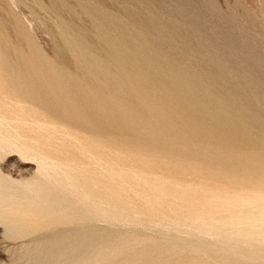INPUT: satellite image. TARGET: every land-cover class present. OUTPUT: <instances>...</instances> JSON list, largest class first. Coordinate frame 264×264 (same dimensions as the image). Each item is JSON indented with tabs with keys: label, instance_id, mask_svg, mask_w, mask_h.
Returning <instances> with one entry per match:
<instances>
[{
	"label": "bare ground",
	"instance_id": "6f19581e",
	"mask_svg": "<svg viewBox=\"0 0 264 264\" xmlns=\"http://www.w3.org/2000/svg\"><path fill=\"white\" fill-rule=\"evenodd\" d=\"M81 5L94 21L97 37L105 44V54L93 52L82 37H72L69 21L60 24L62 36L78 58L80 75L69 76L59 63L47 59L35 45L29 56L18 54L21 68L14 70L4 57L9 42L0 35L2 83H10V86L13 82L20 83L15 86L17 90L27 95L31 93L47 106V111H54L78 127L87 126L97 136L81 141L82 147L81 142L80 147L70 143L76 149L68 156L54 147L45 156L47 149L42 143L58 135L55 127L47 125L48 128H44L40 124L45 130L44 133L40 127L41 133L35 124L33 126L41 135L27 138L24 132L33 129L28 130L31 123L28 125L25 114L23 120L13 124L4 115L6 112L2 114L1 111L0 144L6 146L20 141L21 153H28L27 156L32 153L31 159L36 156L39 167L46 170L45 181L42 179L41 186L37 183V188L35 185L21 190L0 184V207H7V211H0L1 219L9 216L10 222L21 223L35 231L41 226L44 229L48 222L94 220L185 229L189 236L183 243L201 250L200 253L205 251L203 255L216 251L225 258L264 264L262 55L256 56L250 50V54L242 53L235 38L216 56L207 54L208 57H204V52L193 47L195 45L184 36L185 32L172 31L173 26L171 31L166 30L162 23L165 19L160 16V20L151 19L155 18L152 14L149 20L142 22L141 17L134 14L141 22L130 23L132 19L123 22V18L117 16L118 19L111 11L104 10L106 6L104 9L92 7L85 1ZM186 11L181 13L186 14ZM193 20L194 17L191 27L199 32L197 36L202 35L205 23ZM211 43L218 41L214 39ZM226 54L234 55L235 61L224 60ZM5 107L7 109V104ZM9 112L11 116L14 111ZM58 126L57 123L59 130ZM71 129L73 132L74 128ZM57 141L60 143L61 139L56 138ZM106 227L88 225L70 230L52 243L49 241L47 254L50 259L41 264H92L96 259L103 260L101 264L104 260L107 262V256L105 259L103 256L113 254L111 251L116 253L114 249L121 247L117 246L118 242L113 246L120 232L114 233ZM123 234L119 236H125ZM206 234L211 237L206 239ZM167 238L175 241L174 236ZM142 258L137 259L141 261L139 264H143ZM201 260L194 264L204 263L205 260ZM145 263L148 264L147 260Z\"/></svg>",
	"mask_w": 264,
	"mask_h": 264
},
{
	"label": "rangeland",
	"instance_id": "374dc122",
	"mask_svg": "<svg viewBox=\"0 0 264 264\" xmlns=\"http://www.w3.org/2000/svg\"><path fill=\"white\" fill-rule=\"evenodd\" d=\"M82 1L83 2L85 1L89 5L91 4L92 7L97 6L98 8L104 9V7L106 6L105 7L106 9L104 10L109 11V13L112 12L111 13L112 15L116 17L119 16L120 19L123 18L124 19L122 20L123 22H127V21L129 22V20L131 19L132 20L130 21V23L136 20L141 22L140 21L141 19L143 22V21L149 20L155 14V18L153 16L151 19H156V18L157 20H160V18H162V20L165 19L162 21V23L164 24V27L166 30L171 31L172 29H174L172 31H175L176 29V31L182 32V34L184 32L186 33V35L189 34L188 36L184 34V36L190 39L192 46L195 45L193 47L197 48L201 53L202 51L204 52L202 53L204 54V57H208V55L209 57H212L214 55L216 56L219 50L227 47V44H228L227 42L229 40L236 38L235 40L238 42V46L240 45L239 49L242 50L241 51L242 53L246 51L245 52L246 54H250L251 53L250 51H252V53H254L256 56L261 57L262 55L261 58L262 59L264 58L263 57L264 56V0H92V1L91 0H88V1L87 0H78V1L77 0H0V35L3 34L9 42V48L5 50L4 57L5 59H7V61L11 65L14 66V70H18L21 68L19 66L20 60H19L18 54H21L22 56H26V57L29 56L32 51L31 49L32 46L35 45L47 59L54 61L57 64L59 63L58 66L66 74H68L69 76L80 75L81 73L79 71V62L77 60L78 58L76 54L74 53V51L68 46L65 38L62 36L60 32L61 30L60 24L62 25V23L64 22L66 24L68 23V21L70 23V24L68 23V26L70 28V35L72 37H80V38L82 37L85 43H87L88 46H91L90 48H92L93 52L98 53V54L100 53L99 55L101 56L105 54L104 53L105 50H103L105 49V47H103L105 46V44L99 40V37H97L98 32L94 25V21L92 17L90 15L88 16V14L85 11H83L84 7L83 5H81L83 3ZM94 3H97V4H94ZM180 10L182 12L184 11V13L186 10L188 11H186L187 13L184 14V13H181ZM129 11L130 12L133 11V13H130ZM128 13L131 15H129ZM132 14H133V17H134V14H136V16H138L139 18L141 17V19L138 20V17L136 18V16L134 17L136 19H133ZM158 16H160V18ZM184 17H187V18L184 19ZM193 17H194L193 21L199 22V23L202 21L201 24L204 22L207 25V26H205V24L203 25L205 29L204 32L205 33L207 32L206 35L203 32L204 34L203 38H200L203 34L202 35L198 34L197 36L196 34L199 32L193 27H191L190 23ZM143 19H146V20H143ZM167 19H171L173 22L171 20L167 21ZM196 19H198L199 21ZM159 22L161 24V21ZM174 23L175 25H173ZM163 24L161 25L163 26ZM184 24L187 26H184ZM169 25L170 27H168ZM177 25L178 27L180 25L181 29L180 27L176 28ZM183 26L185 27V29L182 28ZM182 29L184 30L181 31ZM186 29L188 30L186 31ZM210 31L212 32L211 34H210ZM194 34H195V37H194ZM224 34L225 35L227 34L226 35L227 37ZM196 36L199 39H197ZM193 37L195 38V40ZM213 37H215L214 39H217L218 43L210 44V42L214 41ZM207 39L208 40L210 39L212 41L209 40V42H207ZM193 40L195 41V43ZM199 41H201L202 43H200ZM243 41H245V44ZM205 42H207L210 45V47L207 43L205 44ZM199 43L200 45H198ZM212 44L216 46H213ZM93 47L96 48V50H94ZM251 47H253V49H251ZM259 52L260 54H258ZM224 60H226L227 62L233 63L235 61V56L226 54L224 56ZM245 70L247 71V68H245ZM2 82L4 81L0 80V83H1L0 85V94H1L0 95V104H1L0 108L2 109V110L0 109V112L3 111L1 112L2 114L6 112V114L4 115L9 120L11 119L13 124L16 123V120L19 121L25 114L24 116L28 119L26 120V118H24V122L27 121V123L28 122L31 123L29 126L30 128L28 130L33 129L35 131L34 132L33 130L31 131L26 130L24 133L27 138H31L32 136H35V135L40 136L41 133L43 132L45 133V130L43 131V129L45 127L48 128V126L49 128L55 127L54 129L57 130L58 135L55 134L51 136L50 137L51 139H49L47 142L42 143L43 145L44 144L47 145L46 147H44L45 145L43 146L44 149L45 148L47 149V151L44 150V152H47L45 156H48L49 155L48 153L53 151L52 150L53 147H54V150H59L60 153H64L63 156H68L69 155L68 153L72 151L73 147L78 146L81 141L85 142V141L91 140V138L93 139V137H97L96 133H94V131H92L91 128L87 126L78 127V125L76 126L74 123H71L65 117L63 118V116L57 115L54 111H49V110L47 111L46 109L47 106H45V104H43L41 100H38L37 98L32 96L31 93H28L27 95V92L18 91L15 86L20 85V83L13 82L10 86V83L6 84ZM5 82H9V81H5ZM7 95L9 99L7 98ZM9 95L10 96L12 95L11 98ZM19 95L23 99H21ZM6 104H7V109L5 107ZM9 107L10 108L12 107V108L10 109ZM8 109L10 111H14V112H11V116L9 115L10 112ZM16 116H17V119H15ZM36 122L38 123L40 122V123L38 124ZM68 122H70L71 124H69ZM57 123L60 129L62 126L65 128V130L64 128H62L63 131L61 130L62 132H60V129L58 130V128H56ZM35 124L38 125V126L36 125V127L39 129V132L41 131L43 132L39 133L38 131H36L37 128L34 127ZM40 124L43 125L44 128H42L43 126L42 127L39 126ZM72 124H74V127ZM40 127L42 129L41 131H40ZM67 128H68V131H71L72 130L71 128H74L76 132L73 129V132L71 131L69 133L67 131ZM64 131L66 133L68 132L69 134H74L75 136L68 135V133L65 134ZM77 133L78 135H80L79 136L80 138L79 137L76 138L78 136ZM63 134L65 135L64 138L71 136V138L74 139L75 137V139L73 140L70 137H69L70 139L68 138L64 139ZM84 136L86 140H84L85 139L83 138ZM54 137H55V140H54ZM56 138L57 140L61 139L60 143L58 141L56 142ZM77 139L79 140L83 139V140L79 141ZM71 140L73 141L71 142ZM16 141L17 143L14 142L12 144L6 145L7 147L5 146V144H3L4 146L0 144V184L5 183V185L8 184V186L10 185L11 187H14L13 189L17 188L21 190L22 188L35 187V185H36L35 188H37L41 186L40 184H42L43 180L45 181V179L43 178H45L44 175H45L46 170L44 167L42 168L39 167L40 163L38 160L37 161L35 160L37 158L36 156H34V158L31 159V157H33L32 153L31 154L29 153L28 156L30 157L27 156L28 153H21L22 151L20 147H18L20 141L18 140ZM52 141L55 143H53ZM62 141L63 143H61ZM74 141L76 142V144H74L75 143ZM82 142L80 144L81 147L83 145ZM52 143L61 147V149L57 147L56 145L54 146ZM70 143L72 144L73 147L70 145ZM62 144L63 145L68 144V145H66L65 147ZM67 146L68 147L71 146L70 149H67ZM75 149L76 148H74L73 150ZM49 165L47 167H49ZM37 183H39V186ZM5 207L6 206L0 207V211L1 212L7 211ZM3 208H4V211H3ZM9 220H10L9 216L4 217L2 219L0 217V264H41L42 262H45L46 259H50L48 258L49 254H47L48 252L47 249L50 248V246L48 245L52 243L53 239L61 238L62 237L61 235H64V233L70 230L81 229V228L87 227L88 225L89 226L94 225L99 228L100 227L104 228L106 226L107 227L109 226L110 229L115 231L114 233H117L119 231L120 235H122L124 232L127 233V236L125 233L123 234L125 235V236H122L123 238L119 236V234L117 235L116 238H118L119 241L121 242H119L118 239L116 240L113 238L114 240H116L115 242H113L114 244L113 246L116 247L115 243L118 242L117 246L119 245V247L121 248L119 249L118 247H116V249H114L116 250V253L114 251H111L113 254L108 252L110 253V255L106 253V255L103 256L104 259L107 256L106 258L107 262L106 260H104L105 264H129V263L132 264L133 261H134V264H137L138 262L139 263L141 262L139 261L140 260L139 258H142V257L147 258L144 260L142 258L143 264H144V261L146 262V260L148 264H187V263L191 264L192 262H193L192 264H194L195 262L198 263V261H200L201 259L205 260L207 264H253V263L243 261L242 259L236 260L237 258H234V257L230 259L227 257L225 258V256H223L220 252L216 253V251H207L205 253L206 255L205 254L203 255L205 251H203V253L202 252L200 253L201 250H197V249L195 250V248L186 246V244L183 243L184 238H186V236H189L188 234L189 232H187L185 229L173 230V228L166 227V226L158 227V225L156 226L143 225V224L140 225L139 223L134 225V224H131L130 222L127 224L126 223L117 224L113 222L109 223L105 220H102V221L94 220V221H90L87 223L83 221V223L82 222L81 223L79 222L78 223H71V222L68 223L67 222V223L62 224V223L55 222V223L49 224L48 222L47 224L48 227L44 225L46 224L44 223V224H41L43 226H46L45 228L43 227L44 229H42V226H41V228L39 227L38 230L36 229L35 231V229L33 228L31 229L28 226L26 227L23 226L21 223L10 222ZM169 230H171L172 232ZM173 236L175 237V241H177L176 243L174 240L171 241L169 240L170 238H167V237H173ZM119 237L121 238V240ZM210 237L211 236L209 234L205 235L206 239H209ZM188 247L190 249H188ZM38 249L45 250V251H39ZM117 249H119V251ZM117 251L118 253L119 252L120 253L118 254ZM196 252H199L200 254L199 253L196 254ZM142 254L145 256H143ZM128 257L130 258L126 260L125 258H128ZM137 259H139L138 262H137ZM202 260L201 262H203ZM208 260H210L209 263H208ZM96 262H99L98 264H101L103 260L98 261L96 259L95 262H93L92 264H97ZM204 263H200V264H204Z\"/></svg>",
	"mask_w": 264,
	"mask_h": 264
}]
</instances>
